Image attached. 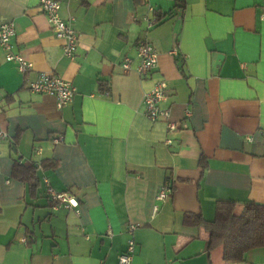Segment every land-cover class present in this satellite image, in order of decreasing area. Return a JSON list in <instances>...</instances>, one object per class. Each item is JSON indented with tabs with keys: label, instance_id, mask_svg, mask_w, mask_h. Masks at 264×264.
Masks as SVG:
<instances>
[{
	"label": "crops",
	"instance_id": "crops-1",
	"mask_svg": "<svg viewBox=\"0 0 264 264\" xmlns=\"http://www.w3.org/2000/svg\"><path fill=\"white\" fill-rule=\"evenodd\" d=\"M59 1L78 34L73 61L38 0H0V25L14 24V51L33 68L22 76L0 49V126L8 137L0 141V264H118L130 239L131 264H225L222 248L207 255L208 233L183 217L212 221L218 201L233 202L237 217L246 203L264 204L262 0ZM148 8L172 16L147 30ZM139 42L158 53L146 79L136 61L128 73L121 68ZM39 73L71 82L73 101L57 109L53 97L31 93L27 83ZM158 79L167 84L161 108L186 129L168 133L166 122L145 116L143 97ZM29 159L58 162L38 177L75 194L77 209L51 211L41 187L29 197L11 178L14 162ZM166 178L174 192L157 201ZM237 264H264V246Z\"/></svg>",
	"mask_w": 264,
	"mask_h": 264
},
{
	"label": "built area",
	"instance_id": "built-area-1",
	"mask_svg": "<svg viewBox=\"0 0 264 264\" xmlns=\"http://www.w3.org/2000/svg\"><path fill=\"white\" fill-rule=\"evenodd\" d=\"M40 12L47 20L53 36L61 42L63 56L73 61L78 47V34L72 28L69 22L64 21L60 16L59 0H38ZM153 9L148 8V13L141 19L146 24V29L150 30L158 21L153 16ZM260 19L264 21V0H262V12ZM16 36L15 26L12 22L0 25V49L4 52V62L12 64L22 76L32 71V64L14 51L13 40ZM177 59L176 50L171 52ZM134 61L137 62L136 73L141 79H146L154 73L158 62V53L153 46L146 42H139L135 58L125 57L121 62V68L124 73L131 71ZM28 90L37 95H48L54 98L57 109L70 104L77 94L76 87L68 81L63 80L53 74L39 73L35 79L27 83ZM103 95H107L104 93ZM167 100V84L165 80L158 79L152 89L143 97L144 114L150 121H164L167 124L168 133L180 129H186L187 123L170 122V109L161 108V104ZM190 116V112H185V118ZM6 132L0 126V141L7 139ZM61 138L54 139L53 142H59ZM166 143L170 144V140ZM43 197L49 202L51 211L59 208L77 209L78 198L72 192H56L48 183L47 179H40ZM171 195V189L165 182L159 187L156 196L157 201H163ZM134 227L130 226L128 232L132 234ZM135 251V243L132 239L127 242L125 252L117 257L118 264H131Z\"/></svg>",
	"mask_w": 264,
	"mask_h": 264
},
{
	"label": "trees",
	"instance_id": "trees-1",
	"mask_svg": "<svg viewBox=\"0 0 264 264\" xmlns=\"http://www.w3.org/2000/svg\"><path fill=\"white\" fill-rule=\"evenodd\" d=\"M153 16L156 21L160 22L166 17H171L172 11L166 14L153 11ZM99 88L100 93L108 94L106 85L100 83ZM198 162L203 173L206 168L205 158L201 155ZM57 167L58 162L52 159L39 162L32 159L24 162L15 161L11 170V178L26 185L29 197L35 199L41 184L38 172L56 170ZM166 182L172 195L174 184L168 178ZM233 211V202L218 201L212 221H206L200 215L189 213L184 214L183 217V225L201 228L208 233L207 255L218 247L222 248L225 264L242 263L247 252L264 246V204L246 203L239 217L235 216ZM26 236L28 244H32L34 242L32 233L28 232Z\"/></svg>",
	"mask_w": 264,
	"mask_h": 264
}]
</instances>
